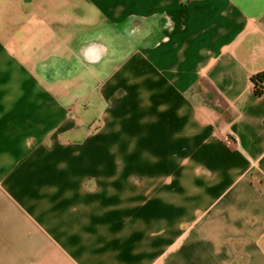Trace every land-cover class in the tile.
<instances>
[{
	"label": "crops",
	"instance_id": "1",
	"mask_svg": "<svg viewBox=\"0 0 264 264\" xmlns=\"http://www.w3.org/2000/svg\"><path fill=\"white\" fill-rule=\"evenodd\" d=\"M264 0H0V264H264Z\"/></svg>",
	"mask_w": 264,
	"mask_h": 264
},
{
	"label": "trees",
	"instance_id": "2",
	"mask_svg": "<svg viewBox=\"0 0 264 264\" xmlns=\"http://www.w3.org/2000/svg\"><path fill=\"white\" fill-rule=\"evenodd\" d=\"M255 93L258 96H264V70L252 76Z\"/></svg>",
	"mask_w": 264,
	"mask_h": 264
}]
</instances>
